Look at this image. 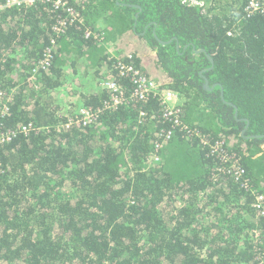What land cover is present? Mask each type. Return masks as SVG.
Instances as JSON below:
<instances>
[{"label": "trees", "instance_id": "16d2710c", "mask_svg": "<svg viewBox=\"0 0 264 264\" xmlns=\"http://www.w3.org/2000/svg\"><path fill=\"white\" fill-rule=\"evenodd\" d=\"M6 1L0 129H31L0 148V264H264V0H67L84 21L59 34L63 12ZM121 64L180 93L178 120L155 95L107 108L102 81L135 90Z\"/></svg>", "mask_w": 264, "mask_h": 264}, {"label": "built area", "instance_id": "2783aa9c", "mask_svg": "<svg viewBox=\"0 0 264 264\" xmlns=\"http://www.w3.org/2000/svg\"><path fill=\"white\" fill-rule=\"evenodd\" d=\"M183 4L186 5H200L201 2L198 0H182ZM5 7H33L38 4L49 5L52 9L61 11L65 14L64 17L60 18L57 21V24L54 27V32L59 34L65 27L68 25H73L75 23H83V13L76 6L71 5L67 0H7ZM2 9V7H0ZM260 9V5L256 0H249L247 10L249 12H254ZM92 33H87V36H92ZM111 49L112 46L108 45ZM52 59L51 49L46 50L43 60L40 62L41 67L45 68L50 65ZM40 67V68H41ZM38 69L33 71L32 79H35V76L38 74ZM119 74L122 76L129 77L130 81L135 86V90L131 94V98H124V90L121 86V83L115 78H108L100 83V88L104 91L111 93L110 101L106 104V107L112 110L119 109L120 107H126L131 103V100L146 101L152 96H157L161 105L163 106V119L176 118L178 120V114L180 112V106L183 101V98L180 93L177 91L171 90L169 88H162L155 80L149 79L144 75L140 70L132 66H126L124 64L119 65ZM6 106V105H5ZM5 114L8 113V109L3 110ZM85 122L84 124L89 123L93 119V112L89 110H83ZM144 113H141L140 118H144ZM31 126H19L15 129L1 130L0 129V148L12 142V140L19 134L30 132ZM239 170V168H238ZM4 173L2 162L0 159V176ZM239 171L238 175H241ZM254 193V203L253 207L264 215V196ZM256 233V232H255ZM258 233H256V238Z\"/></svg>", "mask_w": 264, "mask_h": 264}, {"label": "rangeland", "instance_id": "374dc122", "mask_svg": "<svg viewBox=\"0 0 264 264\" xmlns=\"http://www.w3.org/2000/svg\"><path fill=\"white\" fill-rule=\"evenodd\" d=\"M65 73H66V76H65V80H61L60 82H61V86H59L56 90H55V92H57V93H61V95H63L64 93H65V90H64V88H66V89H69V88H71V87H73V86H76V83H75V81L74 80H76L77 79V76H73V74H72V71L70 70V68H66L65 69ZM81 82H84V83H87V82H89V81H87L86 79H83V81H81ZM62 84H64V86H62ZM70 85H72L71 87H70ZM77 87V86H76ZM78 91H82L83 89L82 88H79V89H77ZM68 96H70V94H65L63 97H62V100H63V102H67V101H70L71 103L69 104V105H67L66 107H65V110L67 111V110H73V112H76V114H79L80 112H81V109L83 108V106H82V108H81V102H79L77 99H78V97L77 96H75V97H68ZM76 99V100H75ZM75 114V115H76Z\"/></svg>", "mask_w": 264, "mask_h": 264}, {"label": "water", "instance_id": "95a60500", "mask_svg": "<svg viewBox=\"0 0 264 264\" xmlns=\"http://www.w3.org/2000/svg\"><path fill=\"white\" fill-rule=\"evenodd\" d=\"M155 37L157 38V40L161 43V44H163V45H166V44H170L171 42H172V40L171 41H168V42H164V41H161L158 37H157V35H155ZM178 49H179V46H178ZM201 52H204V50H202V49H200V50H196V53H201ZM210 60L213 62V60L210 58ZM216 87V85H214L213 87H211L210 86V83H209V81H206V83H205V85H204V88L206 89V90H212L213 88H215ZM238 115H237V113H236V117H237ZM244 133V132H243Z\"/></svg>", "mask_w": 264, "mask_h": 264}, {"label": "clouds", "instance_id": "9594fccd", "mask_svg": "<svg viewBox=\"0 0 264 264\" xmlns=\"http://www.w3.org/2000/svg\"><path fill=\"white\" fill-rule=\"evenodd\" d=\"M101 30H103L104 28L103 27H99ZM99 28H98V30H99Z\"/></svg>", "mask_w": 264, "mask_h": 264}]
</instances>
